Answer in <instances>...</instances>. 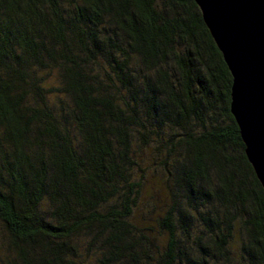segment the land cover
Masks as SVG:
<instances>
[{"label":"trees","instance_id":"trees-1","mask_svg":"<svg viewBox=\"0 0 264 264\" xmlns=\"http://www.w3.org/2000/svg\"><path fill=\"white\" fill-rule=\"evenodd\" d=\"M195 0H0V264H264V188Z\"/></svg>","mask_w":264,"mask_h":264},{"label":"water","instance_id":"water-1","mask_svg":"<svg viewBox=\"0 0 264 264\" xmlns=\"http://www.w3.org/2000/svg\"><path fill=\"white\" fill-rule=\"evenodd\" d=\"M232 75L230 109L264 188V0H195Z\"/></svg>","mask_w":264,"mask_h":264}]
</instances>
